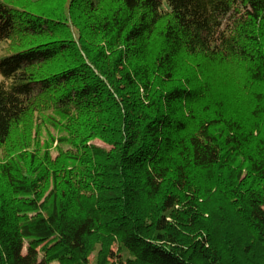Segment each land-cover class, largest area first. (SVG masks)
I'll list each match as a JSON object with an SVG mask.
<instances>
[{
  "label": "trees",
  "instance_id": "1",
  "mask_svg": "<svg viewBox=\"0 0 264 264\" xmlns=\"http://www.w3.org/2000/svg\"><path fill=\"white\" fill-rule=\"evenodd\" d=\"M228 244L264 264V0H0V264Z\"/></svg>",
  "mask_w": 264,
  "mask_h": 264
},
{
  "label": "rangeland",
  "instance_id": "2",
  "mask_svg": "<svg viewBox=\"0 0 264 264\" xmlns=\"http://www.w3.org/2000/svg\"><path fill=\"white\" fill-rule=\"evenodd\" d=\"M66 1V0H65ZM242 14V13H241ZM243 15V14H242ZM241 20L240 16L238 17L237 14L233 15L232 18H229L228 20L225 21V24L221 30V33L219 35V39H226L230 36L234 26H233V21L234 20ZM235 22V21H234ZM94 145L96 146H99V147H102V148H105V149H109L108 146L104 145L103 143L99 142V141H95L94 142ZM24 156H25V165L26 167L29 168V161H28V154L26 152H24ZM55 157V156H54ZM53 188V184L50 182V183H47L45 185H43L41 187V193H43V196L44 198L50 193V191L52 190ZM218 239L219 243H217V247L218 249L221 251V252H224V246L222 244H220L222 242V237L221 236H218V238H216V240ZM43 246V245H42ZM42 246L39 248L41 249ZM228 247H229V244H228ZM114 250H116V247L114 246ZM26 252L24 251V254ZM229 254L230 255H224V258L223 259V262H221L220 264H224L226 262V264H228L230 262V258H236V251H235V248L232 250L230 249L229 247ZM228 256V257H227ZM227 257V258H226ZM92 260H93V257H92Z\"/></svg>",
  "mask_w": 264,
  "mask_h": 264
}]
</instances>
